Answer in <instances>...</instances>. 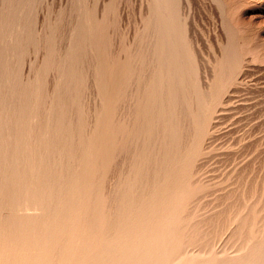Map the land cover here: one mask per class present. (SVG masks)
Here are the masks:
<instances>
[{
    "label": "rangeland",
    "instance_id": "obj_1",
    "mask_svg": "<svg viewBox=\"0 0 264 264\" xmlns=\"http://www.w3.org/2000/svg\"><path fill=\"white\" fill-rule=\"evenodd\" d=\"M156 2L0 0V264H264V0Z\"/></svg>",
    "mask_w": 264,
    "mask_h": 264
},
{
    "label": "bare ground",
    "instance_id": "obj_2",
    "mask_svg": "<svg viewBox=\"0 0 264 264\" xmlns=\"http://www.w3.org/2000/svg\"><path fill=\"white\" fill-rule=\"evenodd\" d=\"M156 1H157V2H156ZM166 1H167V0H155V2H156L155 4H157V7L160 8L159 10H157V9H158L157 7L154 8V9H155V13H156L157 11H160L161 9L164 10V11H163V15H165V14H166V15H168V14L170 15V13L173 14V12H175V11H171L172 9L174 10V8H173V7H170V5H168V4L166 3ZM168 1L170 2V0H168ZM171 1H172V0H171ZM177 1H178V0H177ZM171 3H173V2H171ZM160 4H161V5H160ZM154 6H155V5H154ZM171 6H172V5H171ZM162 7H163V8H162ZM156 10H157V11H156ZM160 12L162 13V10H161ZM172 14H171V15H172ZM175 14L177 15L176 12H175ZM157 15H159V14H156V16H157ZM171 15H170V17H171ZM173 15H174V14H173ZM173 15H172V18H173ZM176 15H174V17H176ZM160 16H161V15H160ZM157 17H158V20H159L160 17H159V16H157ZM162 17H163V18H162ZM167 17H168V16H167ZM167 17L161 16V19H164V18H165L164 21H166ZM172 18L170 19L169 22L166 21L167 23L164 22L163 20H162V22H161V21H160L161 19H160L159 21L157 20V21L159 22L158 27H159V25L161 26L162 23H164V24H168V23H169L170 26H174V25H173L174 21H172V20H173V19L175 20V18H173V19H172ZM183 19H184V18H183ZM168 20H169V18H168ZM177 20H178V19H177ZM158 22H157V23H158ZM170 22H172V24H171ZM175 22H176V21H175ZM174 24H175V23H174ZM175 26H176V27H175ZM175 26H174V27H175L178 31H180V28L177 27V23H176ZM178 26H179V22H178ZM163 27H164V25H163ZM165 27H166V30H165L166 32H167V28H168V29L172 28V27L169 28V26H167V25H166ZM165 27H164L163 29H165ZM178 28H179V29H178ZM161 29H162V26H161ZM161 29H160V27H159V30H160V31H164V30H161ZM176 29H174V30H176ZM171 30H173V29H171ZM171 30H168V31H171ZM174 30H173V31H174ZM177 30H176V32H177ZM166 32H165V33H166ZM174 32H175V31H174ZM174 32L171 31L170 34H173ZM176 32H175V33H176ZM160 33H161V32H160ZM175 33H174V34H175ZM170 34H169V36H170ZM174 34L172 35V37H174ZM161 35H162V34H161ZM176 35H177V33H176ZM176 35H175V37H178V38H179V36H181L180 38H182V34L180 35V32L178 33L177 36H176ZM167 36H168V34H167ZM167 36H166V37H167ZM169 36H168L167 39H169V38L171 37V36H170V37H169ZM160 37H164L163 39L166 38L165 36H160ZM175 37H174V38H175ZM180 38L178 39V42H179L178 44L181 43V41H180L181 39H180ZM161 39H162V38H161ZM167 39H165V41H166ZM171 39H173V38H170V40H171ZM167 41H168V40H167ZM167 41H166V42H167ZM174 41H175V40H173V42H174ZM170 42H171V41H169V43H170ZM174 44H175V43H174ZM165 45H166V47H168L169 45H172V44L170 43L168 46H167V44H164V49H165ZM70 46H71V45H70ZM176 46H178V45L175 44L173 47H176ZM180 46H181V49H182L183 46H182V45H180ZM178 47H179V46H178ZM170 49H171V51L174 50V49H172L171 47H170L168 50H170ZM177 49H178V48H177ZM179 49H180V48H179ZM171 51H170L169 53H172ZM173 52H175V50H174ZM165 53H166V52H165ZM165 53H164V54H165ZM176 53H178V54L175 55ZM176 53L174 54V55H175L174 57H175V58H177V57L179 58L180 53L178 52V50L176 51ZM151 54H152V53H151ZM161 55H162V53H161ZM165 55H167V54H165ZM165 55L162 56V57H163V60L165 59ZM231 55H232V54H231ZM231 55H230V56H231ZM234 55H235V57L237 56V54H235V53H234ZM154 56H155V55H154ZM180 56H181V55H180ZM159 57H160V56H159ZM168 57H169V55H168ZM168 57L166 56V58H168ZM218 57H219V56H218ZM235 57L232 56L233 59H234ZM155 58H156V57H155ZM172 58H173V57H172ZM232 58L230 57V59H232ZM236 58H237V57H236ZM150 59H151V58H150ZM161 59H162V58H161ZM161 59H160V60H161ZM173 59H174V58H173ZM163 60L160 62V64H161L162 62H164L166 59H165L164 61H163ZM174 60H175V59H174ZM174 60H173V61H174ZM167 61H170V62H171L172 60H170V58H169ZM167 61H165L164 64H166ZM214 61H215V60H214ZM230 61H231V60H230ZM232 61H233V63H236V62H235L236 59H234V60H232ZM175 62H176V61H175ZM175 62H174V63H175ZM233 63H231V64H233ZM150 64H151V63H150ZM168 64H169V63H168ZM162 65H163V64H162ZM169 65H171V64H169ZM174 65H175V67H176V65L179 66V64H176V63H175ZM174 65H173V66H174ZM235 65H236V64H233L232 66L235 67ZM178 66H177L176 68H179ZM182 66H184V67H182ZM185 66H186L185 64H183V65L180 64V68H181V69H183V68L185 69ZM169 67H170V66H169ZM171 67H172V66H171ZM175 67H174V68H175ZM180 68H179V71L181 70ZM170 69H171V68H170ZM184 69H183V71H185ZM172 70H173V69H172ZM177 70H178V69H177ZM188 70H189V69H188ZM188 70H186L187 73H188ZM231 70H232V69H231ZM262 70H263V69H262ZM167 71H169V70H167ZM183 71H182V73H183ZM260 71H261V70H260ZM173 72H174V71H173ZM173 72H172V73H173ZM175 72H178V71H176V69H175ZM172 73H171V74H172ZM184 73H186V72H184ZM187 73H186V74H187ZM247 73H248V72H247ZM249 73H250V72H249ZM150 74H151V73H150ZM161 74H162V73H161ZM165 74H167V73H165ZM169 74H170V73H169ZM171 74H170V76H172L174 73H173L172 75H171ZM176 74L180 75V76H177V75H176L178 78L181 77V76H183V75L186 76L185 74L181 75V72H180V73H176ZM162 76H164V75H162ZM167 76H168L169 78H171L169 75H167ZM248 76H249V75H248ZM168 77H167V78H168ZM174 77H175V75L173 76V81H174ZM175 79H176V77H175ZM180 79H183V78H179V82H180ZM176 81H177V80H176ZM174 82H175V81H174ZM179 82H178V85H179ZM205 82H207V81H205ZM145 83H147V82H145ZM175 83H176V82H175ZM175 83H173V84H175ZM180 84H181V82H180ZM176 85H177V84H176ZM202 85H203V84H202ZM180 86H181V85H180ZM142 87H143V86H142ZM172 87H174V89L176 90L175 85H174V86L172 85ZM181 87H182V86H181ZM143 89H144V87H143ZM143 89H142V90H143ZM177 89H179V87H177ZM170 90H171V89H170ZM173 91H174V90H172V93L174 94ZM177 91H178V90H177ZM179 91H180V90H179ZM179 91H178V95H179ZM168 92H169V91H168ZM170 92H171V91H170ZM175 94H176V93H175ZM133 95H134V93H133ZM129 96H130V95H129ZM170 96H171V95H170ZM176 96H177V94H176ZM130 97H131V96H130ZM171 97H172V96H171ZM210 98H211V97H210ZM131 99H133V98H131ZM128 103H129V102H128ZM124 104H125V103H124ZM133 105H135V104H133ZM127 106H128V105H127ZM126 112H127V111H126ZM183 112H184V111H183ZM131 119H132V118H131ZM132 122H133V121H132ZM191 122H192V121H191ZM186 128H187V127H186ZM213 128H214V127H213ZM170 129H172V128H170ZM173 130H174V129H173ZM49 145H50V144H49ZM124 155H125V154H124ZM158 161H159V160H158ZM195 180H196V179H195ZM112 188H113V187H112ZM53 192H54V191H53ZM106 192H107V191H106ZM111 192H112V191H111ZM232 194H233V193H232ZM232 196H233V195H232ZM242 196H243V195H242ZM243 199H244V198H243ZM250 199H251V198H250ZM253 203H254V202H253ZM108 205H109V204H108ZM254 206H255V205H254ZM226 210H227V209H226ZM242 210H243V209H242ZM238 211H239V210H238ZM116 214H117V213H116ZM242 214H243V213H242ZM242 214H241V215H242ZM194 215H195V214H194ZM220 215H221V214H220ZM241 215H240V216H241ZM230 216H231V215H230ZM233 216H234V215H233ZM201 217H202V216H201ZM210 218H211V217H210ZM227 218H228V217H227ZM243 218H244V217H243ZM146 219H147V218H146ZM146 219H145V220H146ZM249 219H250V218H249ZM145 220H144V221H145ZM147 220L150 222L151 219H150V220L147 219ZM147 220H146L145 223H147ZM205 220H206V219H205ZM228 220H229V219H228ZM142 222H143V221H142ZM153 222H157V221H153ZM244 222H245V221H244ZM143 223H144V222H143ZM150 223H152V221H151ZM165 223H166V222H165ZM193 223H194V222H193ZM227 223H229V222H227ZM105 224H106V223H105ZM152 224H153V223H152ZM208 224H209V223H208ZM254 224H255V223H254ZM244 225H245V224H244ZM257 225H258V224H257ZM227 226H228V225H227ZM242 226H243V225H242ZM103 227H104V226H103ZM114 227L117 228L116 226H114ZM246 227H247V226H246ZM217 228H218V227H217ZM113 229H114V228H113ZM140 230H141V229H140ZM146 230H147V229H146ZM250 230H251V229H250ZM223 231H224V230H223ZM174 232H175V231H174ZM174 232H173V233L170 232V233L174 234ZM231 232H232V231H231ZM146 233H148V232H146ZM146 233H143L142 236L145 235ZM150 233H151V232H150ZM240 233H241V232H240ZM113 234H114V233H113ZM154 234H155V233H154ZM249 234H250V233H249ZM111 235H112V234H111ZM140 235H141V234H140ZM146 235H147V234H146ZM146 235H145V236H146ZM169 235H170V234H169ZM179 235H181V233H179L178 235L175 233V236H179ZM201 235H202V234H201ZM123 236H124V235H123ZM145 236H144V237H145ZM152 236H153V233H152ZM182 236H183V234H182ZM190 236H191V235H190ZM101 237H102V236H101ZM104 237H105V238H104ZM115 237H116V235H115ZM121 237H122V235H120V238H121ZM144 237L141 238V236H139V239H138V240L140 241V243H141L142 239H143L144 241H146V239H144ZM146 237H149V239L147 238V241H149L150 244H152V241H151V240L153 239L154 236L151 237V235H149V236H146ZM146 237H145V238H146ZM150 237H151L152 239H151ZM155 237L157 238L156 234H155ZM158 237H159L158 239H162V236H159V235H158ZM160 237H161V238H160ZM164 237H166L167 239L170 238V240H171V239L173 238V235H172V238L169 237V236H164ZM238 237H239V236H238ZM122 238H123V237H122ZM125 238H126V237H125ZM136 238H138V237H136ZM136 238H135V239H136ZM156 238H155V239H156ZM102 239H103V241H104V239H106V234H105V236L102 237ZM117 239L119 240V237H118ZM117 239H116V240L113 239V240H114L115 242H118V243H116V244L119 245V241H118ZM126 239H128V241H129V239H130L129 242H132V241L134 240V239L132 238L133 240L131 241V236H130V238H126ZM126 239H125V241H124V244H125V243L129 244V243L127 242ZM150 239H151V240H150ZM164 239H165V238H163V240H164ZM167 239H165V241H166L167 244H168L169 239H168V241H167ZM179 239L181 240L182 238L179 237ZM183 239H184V238H183ZM209 239H210V238H209ZM173 240H175L176 242L179 241V242H177V243H180V240H178V237L173 238ZM189 240H190V239H189ZM246 240H247V239H246ZM87 241H88V240H87ZM94 241H95V240H94ZM135 241H136V240H135ZM135 241H134V243H135ZM216 241H217V240H216ZM90 242H92V241H90ZM166 242H163V244L165 243V245H166ZM173 242H174V241H173ZM173 242L169 243L168 245L171 244V245H170V248H171L170 251H171V252L173 251V252L175 253L176 247H178V246H177V243H176L175 245H173ZM92 243H93V242H92ZM95 243H96V242H95ZM111 243H113V242H111ZM142 243H143V242H142ZM142 243H141V244H142ZM147 243H148V242H147ZM86 244H87V242H86ZM89 244H91V243H89ZM89 244H88L87 246H90ZM102 244H103V243H102ZM116 244L114 243L113 245H116ZM131 244H132V243H131ZM135 244H136V243H135ZM144 244H145V242L143 243V245H141V247H139L140 245H139V243H137V245H139V246H138L139 248H137V245H134V247L136 246L135 248L140 249V248H142L143 246L146 247ZM150 244H149V245H150ZM207 244H208V243H207ZM97 245H99V242L97 243ZM118 245H116V246H118ZM120 245H121V243H120ZM125 245H126V244H125ZM132 245H133V244H132ZM132 245L130 246L129 249H131V247H133ZM156 245L162 248L161 245H159V244H156ZM156 245H155V246H156ZM178 245H179V244H178ZM196 245H197V243H196ZM229 245H230V244H229ZM70 246H71V245H70ZM94 246H96V245H94ZM99 246H100V245H99ZM151 246H153V244L150 245L149 247H151ZM157 246H156V247H157ZM166 246H167V245H166ZM171 246H172V247H171ZM173 246H176V247H174L175 249L173 248ZM190 246H191V245H190ZM85 247H86V246H85ZM91 247H92V246H91ZM111 247H113V249L115 248V247L112 246V245H111ZM126 247H127V246H123V245H121V248H120V247H119V248H120V249H122V248L124 249V248H126ZM144 247H143V248H144ZM156 247H155V248H156ZM167 247H168V246H167ZM87 248H88V247H87ZM92 248H93V247H92ZM92 248L89 249V250H92ZM94 248H95V247H94ZM94 248H93V249H94ZM108 248H110V247H108ZM135 248H134V251H133V249H132L133 253L135 252ZM155 248H154V252H153V253H155ZM157 248H158V247H157ZM179 248H180V247H179ZM179 248H177V250H179ZM191 248H192V247H191ZM95 249H96V251L99 250V249H97V247H96ZM95 249H94V250H95ZM117 249H118V247L116 248V250H117ZM120 249H119L118 252H117L116 250H112V249H111L112 252L114 251L115 253H116V252L119 253V254H117V255H119V256H116L115 254L113 255L114 252L112 253L111 250H110V252L112 253L113 256L119 257V259H121V258H120V255H122L121 257H125V255H124L123 253H125V251H126L127 249H125V251H122L123 249H122V250H120ZM148 249H149V248L147 247V248L144 249V250H146L148 253H150L151 251L148 250ZM151 249H152V248H151ZM158 249H160V248H158ZM168 249H169V247L167 248V250H168ZM172 249H174V250H172ZM180 249H182V248H180ZM224 249H225V248H224ZM242 249H243V248H242ZM85 250H86V249H85ZM142 250H143V249H141L140 251H142ZM160 250L162 251V249H160ZM107 251H108V250H107ZM127 251H128V250H127ZM127 251H126V252H127ZM136 251H137V250H136ZM149 251H150V252H149ZM152 251H153V250H152ZM158 251H159V250H156L157 253H158ZM170 251L168 250V252H170ZM180 251H182L183 253L180 252ZM180 251H179V252H180V255H181V256H182V254H183L184 256H186V253L188 254V252H186V251H185V253H184L183 250H180ZM202 251H203V250H202ZM202 251H201V252H202ZM216 251H217V250H216ZM237 251H238V250H237ZM65 252H66V251H65ZM88 252H89V251H88ZM101 252H102V251H101ZM108 252H109V251H108ZM120 252H123V253H120ZM142 252H143V251H142ZM142 252H141V255H140V256H139V253H138V252H137L138 254H136V252H135L134 254H136V256H137L138 258L141 259ZM147 252H146V254H147ZM164 252H165V251H164ZM168 252L166 251V252H165L166 254L164 253V254L162 255L163 258H164V260H165L166 257H167V256H164V255H167ZM171 252H170V253H171ZM201 252H200V253H201ZM96 253H97V252H96ZM127 253H130V252H127ZM131 253H132V252H131ZM157 253H156V254H157ZM176 253H177V252H176ZM194 253H196V252H195V251L192 252L193 255H194ZM198 253H199V252H198ZM203 253H204V251H203ZM63 254H64V252H63ZM107 254H108V253H107ZM134 254H133V255H134ZM144 254H145V252H144ZM146 254H145V256H146ZM150 254H151V253H150ZM156 254H155L154 257L157 256ZM160 254H162V253L160 252ZM160 254H158V256H159L158 259H161V258H162V256H161V258H160ZM177 254H178V253H177ZM259 254H260V253H259ZM102 255H103V254H102ZM104 255H105V253H104ZM108 255H109V254H108ZM112 255H111V256H112ZM129 255H132V254H129ZM147 255H148L149 257H151L149 254H147ZM153 255H154V254H152V257H153ZM168 255H169V254H168ZM172 255H173V254H172ZM172 255H171V257H172ZM190 255H191V253H189V255H187V256H190ZM199 255H201V254H199ZM202 255H203V254H202ZM211 255L214 256L213 254H210V258H209L210 261L208 260V258H205V259H207L208 262H212V261H213V260L211 259ZM237 255H238V253H237ZM99 256H100V255H99ZM99 256L97 255V257H99ZM136 256H135V255L133 256V257H135V260L137 259ZM148 256H147V257H148ZM173 256H174V255H173ZM177 256H179V255H177ZM177 256H175V257H177ZM181 256H179V257L182 258ZM187 256H186V258H188ZM197 256H198V255H197ZM241 256H242V255H241ZM61 257H62V256H61ZM64 257H65V256H64ZM93 257H94V256H93ZM97 257H96V258H97ZM105 257H106V255H105ZM129 257H131V256H128V254H127V257H125V258H126V259L128 258V261H129ZM133 257H132V258H133ZM143 257H144V255H143ZM149 257H148V258H149ZM204 257H205V256H204ZM238 257H240V254L238 255ZM59 258H60V257H59ZM74 258H75V257H74ZM84 258H85V257H84ZM84 258H82V259H84ZM109 258L112 259V257H109ZM113 258H114V257H113ZM125 258L123 259L124 261H125ZM156 258H157V257H156ZM167 258L170 259V256H168ZM191 258H193V257L191 256ZM196 258H197V257L195 256V259H196ZM60 259H61V258H60ZM62 259H63V258H62ZM62 259H61V260H62ZM65 259L68 260V257L65 258ZM65 259H64V261H67V260H65ZM80 259H81V258H80ZM98 259L102 262V260H103L104 258H103V257H102V258L99 257V258H97L96 260H98ZM101 259H102V260H101ZM119 259H116V260H119ZM146 259H147V258H146ZM173 259H174V258L172 257L171 261H172ZM188 259H190V257H189ZM188 259L183 258V261H184V262H182L181 259H180V260H181L182 263L185 264V263H188V262L186 261V260H188ZM195 259H194V260H195ZM197 259H199V258H197ZM197 259L195 260V262H196L195 264L201 262V261H198ZM215 259H216V258H215ZM234 259H235V258H234ZM61 260H60V261H61ZM99 260H98V261H99ZM135 260H134V258H133V261H135ZM137 260L139 261V259H137ZM137 260H136V261H137ZM142 260H143V259H142ZM152 260H153V258L150 259V260L147 259V261L145 260V262L143 261L142 263H143V264H147L146 262H148V264H152V263H153ZM154 260H155V261H158L157 264L159 263V260H157V259H154ZM164 260H162V261H163L162 263L164 264V262H165V263L167 264V261H164ZM166 260H167V259H166ZM175 260H177V259L175 258ZM199 260H201V259H199ZM211 260H212V261H211ZM231 260H232V258H231ZM243 260H244V259H243ZM243 260H241L242 263L239 262V264H248L247 262L244 263ZM60 261H58V263H59ZM87 261H88V260H87ZM98 261H97V262H98ZM104 261H105V260H104ZM112 261H113V259H112ZM121 261H122V260H121ZM131 261H132V260H130L129 262H131ZM149 261H151V262H149ZM155 261H154V262H155ZM190 261H191V259H190ZM190 261H189V263H191L193 260H192L191 262H190ZM203 261H204V260H203ZM207 261L205 260V263H204V264H210V263H206ZM220 261H221V260H220ZM76 262H77V261H76ZM105 262L108 263V262H109V259H108V261H105ZM115 262H116V261H115ZM125 262H126V261H125ZM140 262H141V261H140ZM172 262H173V261H172ZM172 262H170V260H169V261H168V264H169V263L172 264ZM179 262H180V261H179ZM181 262H180V263H181ZM248 262H249V260H248ZM58 263H57V264H58ZM63 263H64V262H63ZM83 263H84V261H83ZM89 263H90V262L88 261V264H89ZM119 263H120V262H119ZM119 263H118V264H119ZM126 263H127V262H126ZM135 263H137V262H135ZM160 263H161V262H160ZM160 263H159V264H160ZM175 263H176V261L173 262V264H175ZM189 263H188V264H189ZM192 263H193V262H192ZM227 263H228V262H227ZM229 263L231 264L230 261H229ZM229 263H228V264H229ZM253 263H254V262H253ZM59 264H60V263H59ZM64 264H65V263H64ZM77 264H78V263H77ZM86 264H87V262H86ZM91 264H93V263L91 262ZM108 264H109V263H108ZM122 264H125V263H122ZM128 264H129V263H128ZM131 264H134V262L131 263ZM137 264H139V263H137ZM154 264H155V263H154ZM176 264H177V263H176ZM193 264H194V263H193ZM200 264H203V263H200ZM232 264H234V263H232ZM237 264H238V263H237ZM254 264H257V263H254ZM259 264H262L261 261H260Z\"/></svg>",
    "mask_w": 264,
    "mask_h": 264
}]
</instances>
